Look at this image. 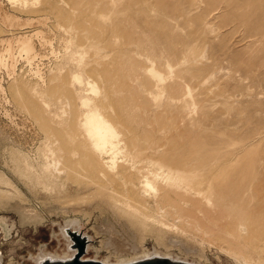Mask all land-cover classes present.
Wrapping results in <instances>:
<instances>
[{"label":"rangeland","instance_id":"obj_1","mask_svg":"<svg viewBox=\"0 0 264 264\" xmlns=\"http://www.w3.org/2000/svg\"><path fill=\"white\" fill-rule=\"evenodd\" d=\"M1 58L0 219L13 226L9 237L0 226L3 264H35L42 252L63 256L68 221L92 236L84 260L159 252L196 264H241L240 257L264 264V0H0ZM70 105L117 126L120 140L100 154L107 166L129 168L141 151L156 174L183 176L185 187L158 204L147 189L136 198V206L148 203L147 217L131 228L123 212L81 202L73 188L56 194L61 206L47 205L50 193L23 179L15 159L42 171L56 150L52 130H64ZM76 164L90 175L87 160ZM201 183L213 188L210 205L199 196ZM241 218L254 226L239 238L232 231ZM121 230L139 246L124 259L103 248L110 231Z\"/></svg>","mask_w":264,"mask_h":264},{"label":"bare ground","instance_id":"obj_2","mask_svg":"<svg viewBox=\"0 0 264 264\" xmlns=\"http://www.w3.org/2000/svg\"><path fill=\"white\" fill-rule=\"evenodd\" d=\"M32 51L33 50L30 49L29 42H28L25 45L23 52L27 53L28 55L29 53H32ZM192 51H194V49H192ZM188 62H189V59H188ZM173 71H171L170 73L173 74ZM149 73L155 80H158L161 83H164L167 79L165 77V74L157 70L155 67H152L149 70ZM79 76L80 75H77L73 79H74V82H76L79 85H82L83 80L81 76L80 77ZM91 89L92 88H90V90ZM91 93H92V90H91ZM188 93L192 94L190 90H188ZM88 105H89V102L84 101L82 102L80 106L84 107L85 109V107L88 108ZM70 109L73 110L72 113L70 114L71 115L70 119L67 121V123H61L59 125V127L64 128V130L58 131V129L56 130L51 129L54 135L53 138L55 139L56 150L52 152V156H53L52 161L47 162L45 167H43L42 169V171L45 173H41L42 171L38 172V170L35 167L31 166L28 163V160H25L24 158H23L24 159V162H23L21 160L20 155L19 157L15 156L16 157L15 162L17 164L16 171L20 173V176L22 175L23 179H27L30 182H35L46 193H50L49 194L50 196L44 199L47 205L51 206L54 203L58 204L59 199L58 197H56L57 193L64 191L67 188L68 190L71 189L72 191L73 189H75L76 194H79L81 196L83 195L82 197L80 196L81 197L80 199H78L81 202H83L84 200L86 202L87 200H92V199H93L92 201L99 200L101 203H104L107 206H110L118 211L123 212L126 216L131 218V220H129V222L126 223V225L129 226V228H131V227H136L135 220H137V217H140V218L141 216L147 217V215H145L144 213L145 210L148 208V205H147L148 203L146 202V200H144V203L142 202L139 203L140 206H136V204H138L137 203L138 200L136 198L137 197L146 198L145 193L147 192V189L151 193L154 194L153 198L156 201V204H158L159 201L161 202V200L163 199V195L165 193L179 192L185 187V184H186L185 182L188 180L187 178L183 176H180L177 178H170V177H163L161 176V174H156V172L152 170V168H149V164H155V163H153L151 158L145 156L147 153L144 154L141 151L135 152L134 156L131 157L132 162L130 163L129 168L127 166H119L114 161H111V165L107 166V164L101 161L100 154H104L108 146L113 145L114 140L115 141L120 140V135H118V132H117V126L112 121L108 120L106 117L102 116L101 114L97 112L95 113L93 112L90 115L86 114L85 116H81L79 109H76L72 107L71 105H70ZM82 159H85L90 163V166L92 168L91 172L89 173L90 175L81 173L77 170L76 163L81 162ZM22 163L25 164L24 165L25 170H23L21 166ZM48 173H50L49 174L50 176L45 175ZM2 178L3 177L1 176L0 181H3ZM158 182L160 185H158ZM202 183H204V181ZM202 183L201 185H199V192H200L199 196L202 197V199L205 200L210 205L211 204V194H213V188L209 191L205 188L206 187L205 184H202ZM31 184L33 185V183ZM143 184L145 185L142 186ZM127 188H128V191H127ZM203 188H205V190ZM250 188L252 187L250 186ZM252 191L253 190L249 189V193ZM0 194H2L1 191H0ZM0 198H2V196H0ZM1 204L2 203L0 199V205ZM61 205L62 204L60 205L58 204V206H61ZM62 210L64 213H68L69 211L68 209H62ZM160 211L163 214L165 210L164 208H160ZM23 216H24L23 220H26V221L36 220V222H40V219H38L37 216L35 217H31L29 215H28L29 217H27V215H23ZM179 220L181 221V219ZM253 226H254V223L252 222L251 219L247 220L245 218H241L236 223V226L232 232L237 237L242 238L243 236L249 235L251 233ZM97 228H100V227H97ZM129 228L127 227L128 230ZM67 229H71L73 231H81V227L79 226V223L76 221H68L61 228V235L64 238V240H66L68 247H69L68 252H66L63 256L52 255V254H47V253L42 252L36 258H34L35 264H42V262H44L47 259L69 260L75 256L76 250L70 249L72 242L70 238L67 236V232H66ZM110 232L107 231V235L108 233H110L109 234L110 238H109L108 243H106V245L103 247L109 250L108 252L110 254L116 256L117 258L124 259V258L130 257L131 255H135L139 252L137 237H130L126 230H123V232L121 230L120 233H113V231H110ZM84 235L88 237V240H89V244L87 246V253H88L89 249L92 248L91 245L93 243V239H92V236L86 233H84ZM103 235H105V232L103 233ZM171 243L176 245L174 241L173 242L171 241ZM177 246H178V243H177ZM184 250L187 251L186 248H184ZM154 256H160L164 258L177 259V260L188 262L187 260H183L178 257H172V255H167V254L162 255L159 252L158 253L154 252L144 257H138V258H133L129 260H121L118 263H109V262H103V261L102 262L105 264H129V263H135L141 260L149 259ZM235 256L237 257L236 254ZM238 259H240L239 262L241 264L250 263L248 262L247 259L243 257H240ZM0 264H3L2 255H0ZM192 264H196V263L192 262Z\"/></svg>","mask_w":264,"mask_h":264},{"label":"water","instance_id":"obj_3","mask_svg":"<svg viewBox=\"0 0 264 264\" xmlns=\"http://www.w3.org/2000/svg\"><path fill=\"white\" fill-rule=\"evenodd\" d=\"M66 232H67V236L70 238L72 242L70 249L76 250L75 256L69 260L47 259L44 262H42V264H105L97 260L83 259V257L87 254V246L89 244V240L88 237H86L82 231H73L71 229H67ZM129 264H192V263L177 259L154 256L149 259H145Z\"/></svg>","mask_w":264,"mask_h":264},{"label":"flooded vegetation","instance_id":"obj_4","mask_svg":"<svg viewBox=\"0 0 264 264\" xmlns=\"http://www.w3.org/2000/svg\"><path fill=\"white\" fill-rule=\"evenodd\" d=\"M0 226L3 229V232L5 234V237H9V235L11 234L12 230H13V226H11L10 224H8V221L5 219H0Z\"/></svg>","mask_w":264,"mask_h":264},{"label":"crops","instance_id":"obj_5","mask_svg":"<svg viewBox=\"0 0 264 264\" xmlns=\"http://www.w3.org/2000/svg\"><path fill=\"white\" fill-rule=\"evenodd\" d=\"M29 41H27V42H25L24 44H23V49L25 48V45L28 43ZM29 47H30V49H32L33 50V47H32V45L30 44V42H29ZM33 52V51H32ZM27 54V53H26ZM31 53H29L28 55H30ZM0 63H1V65L2 66H4L5 65V62H4V59L3 58H1L0 59Z\"/></svg>","mask_w":264,"mask_h":264}]
</instances>
